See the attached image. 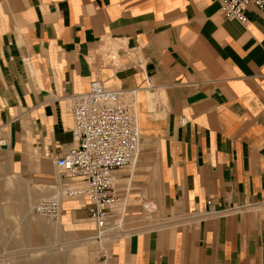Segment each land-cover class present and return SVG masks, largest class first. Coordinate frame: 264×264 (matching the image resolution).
<instances>
[{
    "label": "crops",
    "instance_id": "crops-1",
    "mask_svg": "<svg viewBox=\"0 0 264 264\" xmlns=\"http://www.w3.org/2000/svg\"><path fill=\"white\" fill-rule=\"evenodd\" d=\"M246 16L247 27L226 20L215 0H0V155L12 166L0 167V200L29 190L19 172L51 182L44 198L63 192L68 99L97 78L135 91L141 157L136 175L116 173V189L151 202L144 215L154 209L114 228L99 264H264V17L253 6ZM73 200L42 232L70 234L83 254L93 231ZM125 212L116 206L112 220ZM75 256L65 264H89Z\"/></svg>",
    "mask_w": 264,
    "mask_h": 264
},
{
    "label": "built area",
    "instance_id": "built-area-1",
    "mask_svg": "<svg viewBox=\"0 0 264 264\" xmlns=\"http://www.w3.org/2000/svg\"><path fill=\"white\" fill-rule=\"evenodd\" d=\"M215 1L226 20H234L244 27L249 24L246 16L249 6L255 7L264 17V0ZM142 63L143 59L136 61V65ZM134 93V90L116 85H105L95 78L87 92L69 97L72 141L55 160L56 168L67 182L61 194L43 198L35 206V212L46 221L58 222L62 199L70 198L85 205L87 217L99 235L121 227L120 219L117 224L112 220V212L120 204L125 207L128 197L118 193L115 175L134 165L141 151ZM185 123L183 119L181 124ZM132 201L142 211L149 210L151 205L141 195L133 196ZM152 213L154 209L149 215ZM102 258L107 261L109 255L104 251Z\"/></svg>",
    "mask_w": 264,
    "mask_h": 264
},
{
    "label": "rangeland",
    "instance_id": "rangeland-1",
    "mask_svg": "<svg viewBox=\"0 0 264 264\" xmlns=\"http://www.w3.org/2000/svg\"><path fill=\"white\" fill-rule=\"evenodd\" d=\"M108 51H110L109 48ZM100 54L103 58L104 63L106 64V62H108L107 61L108 58L103 52V50L100 51ZM112 56L113 57L115 56V52L113 50H111V58ZM139 157H141V154ZM138 165H139V159L137 158L134 165L123 171L117 172V176L118 175L120 176L121 174L129 175L128 173H131L133 171H134V175H136L137 173L136 170ZM0 167L1 170L3 171L2 175H6L12 168L10 162L6 159V157L3 156L1 157V155H0ZM17 175L20 177V180L24 181L25 184L26 183L28 184L27 189L29 188V190L24 192L25 193L24 195L17 196L16 194H14L15 191L13 188L10 189L8 188L5 191L7 195L6 198H2L0 200V264H34L38 261L45 259L56 260L59 262V264H65L66 259L71 254L76 255L75 257L83 258L84 261L88 259L89 264H99V262L103 260L102 256L104 252L103 250H100V245H102V247H106L105 252L107 256L110 255V247L118 238V236L116 235L112 237V235L109 232L111 236H110V240L107 242L108 246L106 245V243L105 244L100 243L101 238L97 239L100 243L99 245L97 241L94 239L95 238L94 236L96 235L95 232L96 230L91 220H86V221L82 220L83 224L85 225L83 231L86 228L89 229L92 228L93 231V234L87 235V233L84 232V235L81 236L83 237L84 240H86V242L88 243L90 242V246L86 248L83 254H77L76 252H74V250H72V247L74 246V243H72V241L74 240V238H71L70 234L68 233L65 234L60 230L58 233L50 234V235H46L44 232H42L43 228L45 229V227L47 226L56 224V223H49L48 221H46L45 218H43L39 214L37 215V213L35 212L36 204L41 199L44 198L41 193L46 190L45 187L51 185L50 184L51 182L36 180V178L35 179H32L30 177L27 178L20 172ZM31 194L32 197L33 196L35 197L33 204L32 201H30ZM143 195L146 196V198H148V195H146L145 193ZM17 197H20L18 199L22 200V202L25 201L27 203L28 213L26 214L25 217H23V214H19L15 210V206H17L18 201L14 199H16ZM132 198L128 197L127 202H124V204L126 203L125 204L126 212L124 214V218H120L121 224H119L122 226V228H125L126 226L128 230L137 226V223H134V219L137 220L139 217H141V219L142 217H145L151 220L152 218H154L153 213L150 215H144V211H142L140 207L136 206V204L132 201ZM73 201L74 202L77 201L75 202L77 206L78 204H82L78 200H73ZM5 209L6 211L3 212ZM62 213L61 215H63ZM139 213L141 216L137 215ZM61 218L62 217H60V219ZM35 219L39 220V222H37ZM36 222L39 223V225L36 224ZM32 223H34V225ZM117 223L118 221L115 222V224ZM79 224L82 225V223L80 222ZM149 224H151V221L149 222ZM35 230L38 231L37 234L39 235V239L36 241L32 240L33 236L30 235L32 234L31 232ZM125 233L126 232L120 233V235H123ZM75 239L77 240L79 239V237L77 236ZM44 246H51V247H48L44 251L39 249Z\"/></svg>",
    "mask_w": 264,
    "mask_h": 264
},
{
    "label": "bare ground",
    "instance_id": "bare-ground-1",
    "mask_svg": "<svg viewBox=\"0 0 264 264\" xmlns=\"http://www.w3.org/2000/svg\"><path fill=\"white\" fill-rule=\"evenodd\" d=\"M115 183H116V179H115ZM61 204H62V202H61ZM62 206H63V204H62ZM152 209V205H150L149 206V210H151ZM63 211H64V208H63ZM148 211V210H147ZM63 214V213H62ZM38 215V214H37ZM62 216V215H61ZM60 220V219H59ZM110 231H114V228H111V230ZM110 234H109V230L107 231V233H105L104 235H99V233H97V235H96V237L94 238V239H96V241H98L97 239H98V237H100L101 238V242L100 243H102V244H105V242H107V241H109L110 240ZM99 242V241H98ZM99 243V244H100ZM102 246V245H101ZM102 250L103 251H105L106 250V247H102Z\"/></svg>",
    "mask_w": 264,
    "mask_h": 264
}]
</instances>
